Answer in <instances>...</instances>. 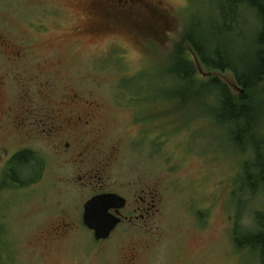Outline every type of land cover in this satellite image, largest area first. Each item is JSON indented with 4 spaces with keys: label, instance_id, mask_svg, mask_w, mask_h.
Segmentation results:
<instances>
[{
    "label": "rangeland",
    "instance_id": "rangeland-1",
    "mask_svg": "<svg viewBox=\"0 0 264 264\" xmlns=\"http://www.w3.org/2000/svg\"><path fill=\"white\" fill-rule=\"evenodd\" d=\"M131 1L137 4L103 14L107 27L100 28L104 36L94 41L70 32L78 16L69 4L73 0H0V76L4 99L11 101L7 105L33 95L27 101L37 113L41 95L59 107L63 96H77L78 102L98 105L94 128L103 136L77 166L65 160L80 154L63 153L60 136L29 133L5 149L0 145V168L6 155L17 150L31 156L15 175L11 172V180L1 183L0 175V264H116V242L106 247L108 256L98 258L93 251L85 253L82 243L47 252L31 247L48 224L77 214L90 196L79 180L87 183L92 176L116 182L106 187L124 196L129 206L139 197H153V210L159 211L148 224L159 226V237L151 241L155 248L140 256V264H260L258 253L234 243L236 233L257 231L256 216L264 215V192L256 188L251 193L243 182L242 165L252 161L250 149L231 143L215 116L217 100L202 88L177 98L170 75L175 61L183 58L194 64L200 83L215 76L239 94L233 73L202 64L192 45L212 64L215 49L236 66L239 51L248 64L255 20L244 17L239 42L237 14L235 19L220 14L221 0H162L160 7ZM3 39L33 45L25 67L16 71L10 65ZM44 59L60 66L39 73L37 64ZM262 86L252 93L258 98L254 127L264 137ZM50 116L62 123L54 118L57 113ZM92 138L89 133L85 140ZM75 236L84 240L78 231ZM127 236L130 243L144 241L132 231Z\"/></svg>",
    "mask_w": 264,
    "mask_h": 264
},
{
    "label": "flooded vegetation",
    "instance_id": "flooded-vegetation-1",
    "mask_svg": "<svg viewBox=\"0 0 264 264\" xmlns=\"http://www.w3.org/2000/svg\"><path fill=\"white\" fill-rule=\"evenodd\" d=\"M69 1L71 0H68V2ZM143 1L152 7L164 5L162 0ZM73 2V4H69L72 5V9L78 13V16L76 23L72 24L69 29L70 32H74L76 37L85 40L92 39L94 41L104 36V33H102L103 29L100 30V28L107 27L105 22H101L104 13L109 14L110 11L127 9L131 7V4H137L131 0H73ZM2 44L7 46V48H5L7 60L16 71L18 67L26 66L23 63L33 52V45L17 44L16 42H10L4 39ZM49 65H51L54 70L60 66V63L55 62L49 64V62L44 59L41 63L37 64L39 73L43 72ZM3 87L4 77L0 76V145L2 147L5 146L3 147L4 149L8 144L10 145L13 140L21 139L24 135H28L29 133L39 136L38 132H40L44 138H50L56 135L60 136L59 143L63 148V153H77V156L80 154L79 159L74 157L70 162L65 160L66 163L77 166L78 161L83 162L85 158L84 154H90L93 149H97V146L100 145L103 139V136L99 134L101 133V129L94 128L97 120V111L99 110L96 103L90 101L78 102L75 100L77 96H73V98L63 96L65 98L62 100L65 101L64 106L60 105L61 107H59L57 106L58 104L52 106V102L48 101V96L43 97V95H41L38 104L39 111L35 113L33 102L27 101V98H33V95L29 97L25 95L19 96L17 105L8 106L11 104V101L4 99ZM40 93L42 92L39 91L38 96ZM56 113L60 116L54 118H60L62 120V123L59 125L50 120L53 119L50 114L54 115ZM48 124L52 127L46 128ZM89 133L93 135V138L91 141H86L85 137L88 136ZM26 141L27 139H24L21 143H25ZM23 152L26 151L17 150L10 156L7 154V151L5 152L7 158H5L0 168V175L3 177L1 183H4L8 179L11 180V169L14 164L12 160L15 156ZM111 160L112 157L109 159V162H111ZM98 164L105 167L109 165L107 162L102 164L100 161ZM91 178H94L96 183L92 182ZM91 178L87 183H82L81 179L79 180L80 188L86 191L88 190L90 196L82 202L80 208L78 207L79 210L77 214L71 216V219H60L55 224H48L41 230V232L44 230L42 235L40 236L39 234L36 243L31 244V247L36 246L47 252L51 247L71 248L82 243L85 253L93 251L92 254H95L96 258H98L108 256L106 247L111 248L110 243L116 242L118 246L116 264H140V256L151 252L153 248H155L151 241H156L159 237V226L148 224L150 219L154 218L156 212L159 211L157 208L153 210L155 207L153 197L147 195L139 197L138 200L134 199L132 206H129V202L124 196L106 187L108 184L113 186L116 182H111L109 179H107V181L102 180V178L96 176H92ZM104 194H116L123 198L125 202L123 207L109 208L108 214L118 220V223L111 230L107 238L97 240L94 231L87 228L83 223L84 205L93 197ZM82 199L83 198L80 199V203ZM117 204L119 203L117 202L116 205ZM77 231L79 235L83 236V241L76 238L75 234ZM131 231L133 235H139L136 237H140L144 239V241L130 243V236H127V233ZM56 250V256L59 258L58 249Z\"/></svg>",
    "mask_w": 264,
    "mask_h": 264
},
{
    "label": "trees",
    "instance_id": "trees-1",
    "mask_svg": "<svg viewBox=\"0 0 264 264\" xmlns=\"http://www.w3.org/2000/svg\"><path fill=\"white\" fill-rule=\"evenodd\" d=\"M229 15L235 19L237 14V39L239 42L242 29L238 30L244 22V17L250 15L251 21L255 20V33L252 39V50L249 49L248 64L240 60V52L237 51L236 63L229 60L228 56H221L215 49V62H208L201 50L192 45L196 54L195 58L211 70L233 73L235 84L242 90V94L233 93L229 86L215 76L207 77L202 83L195 79L196 71L193 63L178 59L176 68L170 72L177 84V98L186 96L184 93L205 89V94L217 100L218 110L216 119L229 131L231 143L235 148L250 149L252 161L245 162L243 168V182L252 193L256 188L264 192V137L254 127L256 118V103L258 98L252 93L262 84L264 94V0H221L219 13ZM226 17V16H225ZM229 17V16H228ZM254 28V27H253ZM190 42L194 43L189 39ZM251 43L249 44V46ZM180 60L182 62H180ZM259 91V90H258ZM257 91V92H258ZM184 93V94H182ZM31 160L28 153H20L12 160L14 162L11 172L13 175L23 165ZM260 213V212H258ZM257 231L244 235L235 234L234 243L237 247H246L258 253L260 264H264V215L256 216Z\"/></svg>",
    "mask_w": 264,
    "mask_h": 264
},
{
    "label": "water",
    "instance_id": "water-1",
    "mask_svg": "<svg viewBox=\"0 0 264 264\" xmlns=\"http://www.w3.org/2000/svg\"><path fill=\"white\" fill-rule=\"evenodd\" d=\"M237 91L242 94L239 87ZM117 202L119 204L116 205ZM124 202L125 200L116 194H104L93 197L84 205L83 223L94 231L97 240L107 238L118 223V220L108 214L109 208L123 207Z\"/></svg>",
    "mask_w": 264,
    "mask_h": 264
}]
</instances>
